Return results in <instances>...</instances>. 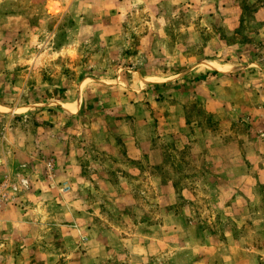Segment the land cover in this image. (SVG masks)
<instances>
[{
    "label": "rangeland",
    "instance_id": "1",
    "mask_svg": "<svg viewBox=\"0 0 264 264\" xmlns=\"http://www.w3.org/2000/svg\"><path fill=\"white\" fill-rule=\"evenodd\" d=\"M2 184L0 264H264V0H0Z\"/></svg>",
    "mask_w": 264,
    "mask_h": 264
},
{
    "label": "crops",
    "instance_id": "2",
    "mask_svg": "<svg viewBox=\"0 0 264 264\" xmlns=\"http://www.w3.org/2000/svg\"><path fill=\"white\" fill-rule=\"evenodd\" d=\"M55 10V9H54ZM70 106V108H69ZM78 102H72L71 104H65V108L69 110L70 112L78 111ZM74 109V110H73Z\"/></svg>",
    "mask_w": 264,
    "mask_h": 264
},
{
    "label": "built area",
    "instance_id": "3",
    "mask_svg": "<svg viewBox=\"0 0 264 264\" xmlns=\"http://www.w3.org/2000/svg\"><path fill=\"white\" fill-rule=\"evenodd\" d=\"M5 185H6V184H2V185H0V200L2 199V195L5 194V193L3 192V187H4ZM13 189L16 190L17 187H16L15 185H13ZM2 192H3V193H2ZM5 195H6V194H5Z\"/></svg>",
    "mask_w": 264,
    "mask_h": 264
},
{
    "label": "bare ground",
    "instance_id": "4",
    "mask_svg": "<svg viewBox=\"0 0 264 264\" xmlns=\"http://www.w3.org/2000/svg\"><path fill=\"white\" fill-rule=\"evenodd\" d=\"M74 110V109H73Z\"/></svg>",
    "mask_w": 264,
    "mask_h": 264
},
{
    "label": "trees",
    "instance_id": "5",
    "mask_svg": "<svg viewBox=\"0 0 264 264\" xmlns=\"http://www.w3.org/2000/svg\"><path fill=\"white\" fill-rule=\"evenodd\" d=\"M158 86V85H157Z\"/></svg>",
    "mask_w": 264,
    "mask_h": 264
}]
</instances>
